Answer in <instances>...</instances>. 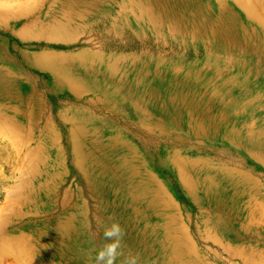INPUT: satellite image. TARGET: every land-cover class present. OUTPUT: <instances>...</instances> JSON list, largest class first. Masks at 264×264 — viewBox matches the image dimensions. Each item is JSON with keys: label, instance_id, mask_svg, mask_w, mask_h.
Masks as SVG:
<instances>
[{"label": "rangeland", "instance_id": "obj_1", "mask_svg": "<svg viewBox=\"0 0 264 264\" xmlns=\"http://www.w3.org/2000/svg\"><path fill=\"white\" fill-rule=\"evenodd\" d=\"M243 1L0 0V264H96L113 222L116 264H264Z\"/></svg>", "mask_w": 264, "mask_h": 264}, {"label": "clouds", "instance_id": "obj_2", "mask_svg": "<svg viewBox=\"0 0 264 264\" xmlns=\"http://www.w3.org/2000/svg\"><path fill=\"white\" fill-rule=\"evenodd\" d=\"M104 239L108 241L96 254V264H116L121 256V244L124 237V229L119 222H113L103 232ZM124 264H139L136 255H129Z\"/></svg>", "mask_w": 264, "mask_h": 264}, {"label": "bare ground", "instance_id": "obj_3", "mask_svg": "<svg viewBox=\"0 0 264 264\" xmlns=\"http://www.w3.org/2000/svg\"><path fill=\"white\" fill-rule=\"evenodd\" d=\"M243 4H245V2L243 1V0H240ZM245 6H247V8H248V12L252 15V16H257V14H258V12H257V10L256 9H251L250 8V4L249 3H247ZM42 167V166H41ZM23 199H20L19 198V201L21 202Z\"/></svg>", "mask_w": 264, "mask_h": 264}]
</instances>
